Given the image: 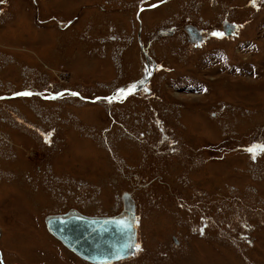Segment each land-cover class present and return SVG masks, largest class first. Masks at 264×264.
I'll use <instances>...</instances> for the list:
<instances>
[{
  "label": "rangeland",
  "instance_id": "374dc122",
  "mask_svg": "<svg viewBox=\"0 0 264 264\" xmlns=\"http://www.w3.org/2000/svg\"><path fill=\"white\" fill-rule=\"evenodd\" d=\"M1 5L0 264H93L46 217L115 215L125 191L142 251L111 264H264V152L246 150L264 144V0ZM225 17L244 28L200 48L183 34ZM141 43L148 87L97 99L139 78Z\"/></svg>",
  "mask_w": 264,
  "mask_h": 264
},
{
  "label": "water",
  "instance_id": "95a60500",
  "mask_svg": "<svg viewBox=\"0 0 264 264\" xmlns=\"http://www.w3.org/2000/svg\"><path fill=\"white\" fill-rule=\"evenodd\" d=\"M141 48L144 52L143 44ZM146 81L147 77L131 84V88L140 89ZM122 197L124 208L118 215L89 216L70 208L65 213L47 216V229L71 251L94 264L128 258L136 250L131 245L137 244L136 202L130 192H123Z\"/></svg>",
  "mask_w": 264,
  "mask_h": 264
},
{
  "label": "flooded vegetation",
  "instance_id": "af4514ba",
  "mask_svg": "<svg viewBox=\"0 0 264 264\" xmlns=\"http://www.w3.org/2000/svg\"><path fill=\"white\" fill-rule=\"evenodd\" d=\"M32 2H34L35 0H31ZM161 1H158V2H156L155 4H152V5H150V6H156V4L158 5L159 3H160ZM2 5H1V3H0V13H2L5 9L3 8V7H1ZM189 20H190V22H188V23H185V25H184V27H183V34L185 33V30H188V33H186L187 34V38H188V40H189V42H192V47L193 48H200L199 47V45H198V43H197V41H196V38H198V36H195V32H197V29L204 35V40L206 41V42H208L209 40H211V38H217V36H213V35H211L213 32H216L217 33V31L215 30V31H213V30H207L205 27H200L198 24H194L193 22H192V20H194V19H190L189 18ZM224 21V20H223ZM194 31V32H193ZM173 33V35L176 33V31H173V30H171L170 32H169V34H172ZM167 34L168 33H166L165 35L167 36ZM179 35H181L180 33H179ZM205 42V43H206ZM142 50V49H141ZM143 56H144V58L143 59H145L144 60V63H145V68H144V70H143V72L141 73V75L139 76V78H136V79H134V80H132V81H129V82H127V84H125V86H123L122 88L121 87H119L120 89H123V90H127L128 89V86H129V84H132V83H134L135 81H137V80H142L143 78H144V76H146V74H149V73H151V75H152V73H153V77H154V75L158 72V70H159V63H157V61L155 60V58L150 54V52H149V50H147L146 48L144 49V52H143ZM151 83V81L149 82V84ZM148 84V85H149ZM124 85V84H123ZM146 87H148L147 85H145L144 87H143V89H140V90H134V91H131L130 93H128L129 94V96L128 97H131V96H138V95H140V93H142L144 90H145V88ZM119 88H118V90H119ZM66 89H69V88H65V89H62V91H60V90H58V89H55L56 91L58 90V93H63V90H66ZM73 90V89H72ZM53 92H55L54 90L51 92V91H49V90H44L43 91V93H48L49 95L48 96H53ZM118 92V91H117ZM117 92L114 94V96L113 97H116L117 96ZM61 96V95H60ZM126 97V95H124L123 93L122 94H120L119 95V97L118 98H116V99H113V102H114V100H120V101H123L124 100V98ZM131 196H132V194H131ZM88 215V214H87ZM97 215V214H96ZM113 215V214H112Z\"/></svg>",
  "mask_w": 264,
  "mask_h": 264
},
{
  "label": "snow or ice",
  "instance_id": "6c2138e0",
  "mask_svg": "<svg viewBox=\"0 0 264 264\" xmlns=\"http://www.w3.org/2000/svg\"><path fill=\"white\" fill-rule=\"evenodd\" d=\"M4 0H0V3H3ZM256 2L257 0H251V3L255 6L256 5ZM211 35L213 36H222L223 33H216V32H213ZM151 73H149L150 75ZM135 90V86H133L132 88H130L128 91L129 93L131 91H134ZM125 90L123 89H119L118 92H117V96L116 97H110V98H105V99H108L109 102H111V100L113 99H116L119 97L120 94L124 93ZM32 93H29V92H24V93H18L17 95H31ZM73 95H78L77 93H73ZM99 99V98H98ZM50 136L51 134L49 133L46 137H45V140L46 142H51L50 141ZM247 151L251 152L252 153V156H253V159L256 158L257 155H259L261 152H264V144H259V145H251L248 149H246ZM138 219V218H137ZM123 223V222H121ZM201 231V234H203V229L200 230ZM131 247H134L136 249V251H142V249L140 248V245L139 244H135V245H131Z\"/></svg>",
  "mask_w": 264,
  "mask_h": 264
},
{
  "label": "bare ground",
  "instance_id": "6f19581e",
  "mask_svg": "<svg viewBox=\"0 0 264 264\" xmlns=\"http://www.w3.org/2000/svg\"><path fill=\"white\" fill-rule=\"evenodd\" d=\"M133 198V197H132ZM121 200H122V202H123V197H122V194H121ZM123 205H124V202H123ZM123 205H122V208H123ZM137 207V206H136ZM65 213V212H64ZM57 214H60V213H57ZM118 214H120V213H117V214H115V215H118ZM123 214H127V213H123ZM53 215V214H52ZM90 216V215H89ZM98 217V216H97ZM49 231V230H48ZM51 233V232H50ZM52 234V233H51ZM53 235V234H52ZM53 236H55V235H53ZM57 238V237H56ZM58 239V238H57ZM59 240V239H58ZM75 253V252H74ZM80 257V256H79ZM83 259V258H82ZM125 259H127V258H125ZM125 259H121V260H119V261H122V260H125ZM85 260V259H84ZM87 261V260H86ZM88 262H90V261H88ZM92 263V262H91ZM94 264V263H93Z\"/></svg>",
  "mask_w": 264,
  "mask_h": 264
},
{
  "label": "crops",
  "instance_id": "0c3cea01",
  "mask_svg": "<svg viewBox=\"0 0 264 264\" xmlns=\"http://www.w3.org/2000/svg\"><path fill=\"white\" fill-rule=\"evenodd\" d=\"M90 215V214H89Z\"/></svg>",
  "mask_w": 264,
  "mask_h": 264
}]
</instances>
